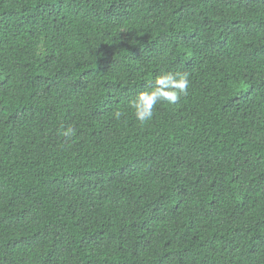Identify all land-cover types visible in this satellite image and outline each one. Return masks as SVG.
Instances as JSON below:
<instances>
[{"label":"trees","instance_id":"16d2710c","mask_svg":"<svg viewBox=\"0 0 264 264\" xmlns=\"http://www.w3.org/2000/svg\"><path fill=\"white\" fill-rule=\"evenodd\" d=\"M0 264H264V0H0Z\"/></svg>","mask_w":264,"mask_h":264},{"label":"clouds","instance_id":"9594fccd","mask_svg":"<svg viewBox=\"0 0 264 264\" xmlns=\"http://www.w3.org/2000/svg\"><path fill=\"white\" fill-rule=\"evenodd\" d=\"M44 52L43 45H39L36 54ZM190 84L189 73L187 72H164L157 75L150 83L151 87L136 94L134 99L129 101V107L133 110L134 118L141 127L150 122L154 117V110L157 105L167 104L178 105L181 97L187 96ZM113 118L119 121L124 113L120 110L113 112ZM61 135L71 139L76 135L73 128L68 127Z\"/></svg>","mask_w":264,"mask_h":264}]
</instances>
